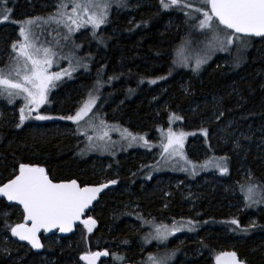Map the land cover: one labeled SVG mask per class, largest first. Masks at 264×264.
<instances>
[{"label":"trees","instance_id":"1","mask_svg":"<svg viewBox=\"0 0 264 264\" xmlns=\"http://www.w3.org/2000/svg\"><path fill=\"white\" fill-rule=\"evenodd\" d=\"M152 1L155 7L144 5L125 11L133 16L132 20L128 13L112 17L111 29L106 31L109 44L97 51L99 61L93 66L95 73L92 76L81 74L69 85H62L56 92L52 110L56 111L60 104L74 107L72 102L82 97L84 88L90 91L94 84H101L100 98L110 90L104 106L123 99L121 121L135 131L146 130L152 134L167 126L170 119L174 120V125L178 123L179 129L194 131L189 139L190 154L196 156L193 150L206 154L209 147L212 154L228 160L229 176L218 178L216 182L196 180L185 191V196L171 187L173 192L168 195L152 190L141 193L140 183L149 185L155 180V176L150 182L146 178L148 161L138 167L133 158H121L124 175L119 178L116 189L130 188L136 197L135 203L144 206L154 220L166 217L203 222L197 239L186 238L176 243L177 262L187 248L191 249L190 256L195 257L191 264H211L209 254L215 249L232 247L245 259V264H264V256L257 249L258 242L264 239V212L250 210L258 222L244 226L248 211L236 215L231 206L235 198L226 190L235 187L240 191L241 184L248 183L264 191V57L258 58L257 52L249 46L240 59H233L231 54L226 59L216 56L201 70L190 60L181 63L189 56L188 48L198 35L192 29L195 24L184 23L187 34L182 38L181 27L176 30L173 11L161 9L158 0ZM12 3L19 15L24 10L35 12L34 15L44 11L38 0H12ZM10 26L0 27V36L12 35L14 31L9 32ZM180 49L185 50V54L179 55ZM8 108L5 106L3 113L0 111V185L12 179L15 174L11 170L19 171L20 164L42 167L54 180L76 179L81 185L98 181L96 173L89 168L91 159L77 155L79 143L75 136L52 129L34 133L27 126L18 127L19 121L8 116ZM125 165L131 166L135 173L131 175ZM131 198V193L103 194L90 211L96 221L92 232L79 226L72 236L44 238V247L39 252L15 240L9 244L3 241L4 233L13 238L10 228L23 221L19 207L0 199V264H38V261L41 264L42 254L50 264H71L82 254L100 248H111V257L117 249L123 248L122 263L141 264V223L137 217L125 216L128 210H116ZM232 214L239 221L238 228L233 227L237 232L233 230L230 234L235 240L226 238L220 225H228ZM133 221L137 228L132 225ZM208 227L213 229L210 234ZM241 236L245 239L239 240Z\"/></svg>","mask_w":264,"mask_h":264},{"label":"rangeland","instance_id":"2","mask_svg":"<svg viewBox=\"0 0 264 264\" xmlns=\"http://www.w3.org/2000/svg\"><path fill=\"white\" fill-rule=\"evenodd\" d=\"M158 1L161 9H164L160 4V0ZM61 2L67 3V10L71 11V0H38L39 6L44 11H40L34 15L35 12H26L24 10L21 12V15H19L15 13V5L12 3V0H7V4L4 3V0H0V13H2L5 8L10 10V20L5 23H0V27H9V25L11 24L12 26H10L9 32L12 34L11 30L14 31V33L10 36H0V69H4L7 72V66L12 64L14 61L16 53L12 49V44L23 42V37L20 35L19 31L20 27L23 25V22L28 19L35 20L36 18L47 20L49 16L54 15L57 12L58 5ZM165 2H167V0H165ZM186 2L192 3L193 8L188 9L187 7L181 8L173 6L167 10L173 11V16L176 15V18L174 20L175 24H177L176 30L181 27L180 36L182 38L187 34V29L185 28L186 26L184 27V23H187L188 26L191 25V22L195 24V28L193 27L192 29H195L198 35L191 43V46L188 48L189 56L184 58H186L187 61H192L195 67L197 59L207 58L206 62L203 63L197 70L203 69V67L206 64L210 63L216 56H221L220 59H226V56L228 54H231L233 59H238L247 49H250L249 46H252L251 48L255 50V52H257L258 58L264 57V37L254 38L242 36L241 40L243 41V43H241L240 41L234 42V44L230 46L228 52L209 51L206 48V43L210 38V34L206 30H201L198 28V21L199 19H202L203 16L201 13H197L195 9L201 7L200 0H186ZM109 4L110 7L108 8L107 20L103 25L95 30L91 25L82 26L78 31L71 33L68 40L63 39L64 36L69 35L67 33V29L63 25L58 26L55 23H45L40 25L39 29L34 28L36 35L39 36V43H42L45 47H51L53 51L57 53L50 72L63 73V71L67 69L71 74H62L61 79L53 81V84L49 87L47 102L40 107L39 112L32 113L33 117L39 114L53 117V119L41 121L30 118L28 120H25L21 126L29 127V129L34 133L37 131L42 132L48 129H52L54 132H60L66 135L75 136L76 141L79 143V151L77 155H79L82 159H91L89 168L93 170L98 176L97 182H108L112 178L119 180V178L124 175V172L121 170L120 166L121 158H123L124 160L133 158V162H135L138 167L145 165L148 161V172L146 178L150 182V179L155 176V180L151 181L149 185L148 182L140 183L141 193L152 190L153 192L164 193L168 195L173 192L172 189H170L171 187L185 196V191L193 186L195 184L194 181L196 180L200 179L204 183L207 180H215L216 182L219 181L218 178L229 176L230 166L228 160L224 156L212 154L210 149H208L209 147H207L208 153L206 154H199V152L195 150L193 151L196 156L190 154L188 150L189 139L193 137V134L195 133L192 130L186 131L183 128L179 129L178 123L174 125L173 119L169 120L167 126L160 127L158 131H154L152 134L148 133L146 130L135 131L129 125L124 124L121 121L122 113L120 109V106L122 105L124 100L119 98V100H117L116 102L113 101L111 105L107 104V106H104L107 101V95L110 94V90L104 93L103 99L100 98L101 84H94V89L90 91H86V89L84 88L81 95L82 97L72 102V104H74V107L67 108L64 107L63 104H60L56 111L52 110L56 92L62 85H69V83L73 82L81 74L86 73L92 76L95 73L96 70H93V66L99 61L97 51H99L101 48H106L109 44L110 38L107 36L106 31L107 29H111L110 22L112 17L123 14L127 15L128 13L129 20H132L133 16L129 12L125 13V11H128L129 8L139 9L144 5L148 7L156 6V4H153L152 0H109ZM178 13L180 15H178ZM9 32L8 34H10ZM223 34L224 33L221 32V36H223ZM56 41H59L58 45ZM250 41L253 42L249 43ZM189 45H186V47H188ZM184 51L185 50H183L182 53H184ZM178 54L181 55L179 52ZM62 57H68V59H63ZM89 93L97 97L96 104L93 107L92 112L89 113V116H94L97 124L102 119L108 126L107 130L110 139L106 138L105 141H97L95 139V134L91 129H89L87 135H85L83 131V121H81L80 126H78L74 121L61 119V117L75 115L76 111H78L82 106V103L87 100ZM0 100V111L2 112L5 106L9 107L8 116L11 115L19 121V109L23 107L25 103L23 98L18 97L13 103H9L7 96L3 95L0 96ZM108 109H111L110 113L108 112ZM108 114L114 116L110 118ZM85 119H87V117ZM7 122L9 123V121ZM168 129H171L173 132H184L187 134L184 140L182 151L187 160L192 161L197 165L195 173H193L191 166L186 164L185 160L180 156H168L167 154L163 153L161 143L162 141L164 143L167 142L166 133ZM125 130L127 131L125 132ZM127 133H131L132 135H135L137 137H144V139L147 140L148 143L145 144L142 140L133 142L130 140ZM87 136H94V139L91 143H106L107 150H101L99 148L96 150H91L89 148L90 142L88 141ZM206 161H211V163H209L207 167L201 168L200 165H203ZM217 163L220 164L221 167H227L228 171L226 173H223L219 168L213 166ZM124 168L128 170L131 175L135 173L134 169L132 170V167L129 165H125ZM185 168H187L188 170L185 171ZM11 171L14 174L18 172V170L16 169H12ZM186 180H190L191 182H187ZM241 185L247 186L250 184L247 183ZM226 190H229V192H231V196L235 198V203H232L233 205L231 206H233V208L235 209L236 215L248 211L246 223L244 224V226L257 224L258 219L255 214L250 212V210L252 211L257 209L264 212V202L252 203L246 198L245 193L241 192L240 187V191H237L235 187H232L231 189L227 188ZM260 190L263 191L261 187ZM116 193L117 195H120V193L132 194L131 200L125 201L123 204L119 205L116 210H128L129 212L126 213L125 216H130L131 218L137 217L139 219V222L141 223V264H153V262L149 259L150 256L155 257L158 260L168 257L167 264H191L190 261L194 260L195 257L190 256V248H187L181 254V261L177 262V259L179 257V250L176 247V243H182L186 240V238L197 239V232L201 230L203 222L190 219L169 220L166 217H164L163 220H154L152 214L145 212L144 206L135 203L136 197L133 196L134 193L130 190V188L122 186L119 189L109 192L110 195ZM258 198L259 197H256V199ZM21 217L23 218V214L21 215ZM230 217L232 218V221L237 219L233 214ZM188 221H192L193 223L189 225ZM131 223L134 227L137 228V225L134 221ZM174 223L186 226L183 227L181 231L169 236V238L165 241H159L152 238L155 235V226L168 225L169 227H171ZM231 224V221L228 222V225L220 224L223 227L221 228V230L226 238L231 237L232 240H235L232 236H230V234L234 233L233 230L237 232V230L233 227L236 226V228H238V226L233 224V226H231ZM189 228H192L193 230L190 231ZM207 230L208 234L213 231V229L211 231V228L209 227ZM146 237H148V239H146ZM2 239L7 244H9L8 242L15 240L14 236L13 238H11L8 234L5 233L2 236ZM243 239H245L244 236H241L239 238V240ZM232 240H229L228 242H232ZM68 246H70V243H68ZM258 246L259 247L257 249H259L261 254L264 256V239L262 243L258 242ZM196 249H198V247ZM225 251H233V249L232 247L230 248V250H226L225 248H218L215 249V251L212 252L211 255L209 254V256H212L211 264H216L215 257L219 253ZM197 252H199V250H197ZM123 253V248L117 249L114 253H112L113 257L111 261L121 264L122 262H124V258L121 257ZM173 253L174 255H172ZM40 258L41 264L51 263L48 260H44L45 254H42ZM241 260L245 263V259ZM74 262V264H80L77 261ZM38 264H40V261H38Z\"/></svg>","mask_w":264,"mask_h":264},{"label":"snow or ice","instance_id":"3","mask_svg":"<svg viewBox=\"0 0 264 264\" xmlns=\"http://www.w3.org/2000/svg\"><path fill=\"white\" fill-rule=\"evenodd\" d=\"M7 4V0H4ZM164 9L175 7H187L192 9V3L186 0H160ZM201 7L196 8L197 13H201L203 18L198 21V28L206 30L210 38L206 43L209 51L228 52L230 46L236 41H240L242 36L255 35L264 37V0H200ZM109 0H71V11H68V4L61 2L58 5L57 12L51 15L47 20L41 18L28 19L20 27V35L23 42L13 43L12 49L16 55L12 64L8 65L7 72L0 69V96L6 95L9 103H13L16 98L22 97L24 106L19 109V121L21 126L25 120L34 118L36 120H49L53 117L47 115H35L33 112H39L42 105L47 102L48 91L53 81L61 79L63 75H70V71L65 69L61 72H50L57 53L51 47H45L39 43V36L36 35L34 28L39 29L40 25L45 23H55L63 25L67 29L63 39L68 40L70 34L78 31L82 26L91 25L98 29L107 20ZM86 17V19H85ZM10 20V10L5 8L0 13V23ZM223 32V36H221ZM95 34V33H94ZM57 45L59 41H56ZM183 49L178 50L182 55ZM68 59V57H62ZM206 59L196 60V69H199ZM186 63V58L180 61ZM155 83V81H151ZM97 97L89 93L87 100L76 111L75 115L61 117V119L71 120L80 126L84 122L83 131L87 135L89 129L95 134L97 141H105L109 138L108 126L101 119L96 123L94 116H89L96 104ZM87 117V119H85ZM181 119V117H174ZM127 130H125L126 132ZM131 141L142 140L147 144L144 137H137L127 133ZM184 132H173L168 129L166 133V143L162 141L161 147L163 153L168 156H180L185 163L191 166L193 173L197 165L187 160L183 155ZM194 135V134H193ZM205 135L207 131L205 130ZM90 142L91 150H107V144L91 143L94 136H87ZM211 161H206L201 168L207 167ZM213 166L226 173L227 167H221L220 164ZM185 171L188 169L185 168ZM116 180H110L99 186L81 187L76 180L69 182L55 183L49 178L46 170L39 166L31 164H20L18 174L9 179L7 183L0 185V194L7 197L9 201H18L23 206V221L10 228L12 236L18 237L21 241H27L32 248L41 249L44 245L41 243L39 233L41 230L52 231L59 229L60 232H71L77 221H81L85 211L89 208L98 194L109 187L115 185ZM241 192L245 193L246 198L252 203L264 202V191L255 184L240 186ZM256 197H259L256 199ZM82 224L87 227L88 232H92L96 221L89 216L83 219ZM188 221V224H192ZM233 225H238L239 221H231ZM186 225L174 223L171 227L168 225L155 226V235L153 239L165 241L169 236L182 230ZM189 230H193L189 228ZM148 239V237H146ZM105 252H86L81 259L87 260L88 264H95V260L100 256H106ZM174 255V253L172 254ZM153 264H167L168 257L157 259L150 256ZM217 264H241L237 259L235 252H221L216 257Z\"/></svg>","mask_w":264,"mask_h":264},{"label":"water","instance_id":"4","mask_svg":"<svg viewBox=\"0 0 264 264\" xmlns=\"http://www.w3.org/2000/svg\"><path fill=\"white\" fill-rule=\"evenodd\" d=\"M249 36H251V37H258V36H255V35H249ZM258 38H260V37H258ZM17 174H18V172H17L15 175H17ZM47 174H48V173H47ZM15 175H14V176H15ZM14 176H13L12 178H14ZM48 176H49L50 179H52V178L50 177L49 174H48ZM52 180H53V182H55V183L69 182V181H71V180H54V179H52ZM76 181H77V180H76ZM6 183H7V182H6ZM77 183H78L81 187L85 186V185H81L78 181H77ZM2 185H3V184H2ZM88 186H99V185H88ZM115 186H116V184H115V185H109L108 188L103 189V190L98 194L97 199L94 200V201L92 202V204L89 206V208L85 211V214L82 216L81 221H82L83 219H87V218H88V216H87V212L93 207L94 203L99 199L100 195H101L104 191L108 190L109 188L115 187ZM0 199H5L10 205H14V206L19 207L20 210H21V212H22V214H23V216H24V213H23V206L20 205L18 201H9V200L7 199V197L4 196V195H2V194H0ZM81 221H77L76 224L73 226V230H72L71 232H67V233H65V232H60L59 229H52V231H50V232L45 231V230L42 229L41 232L39 233L41 243L43 244V237H50V236H52L53 234H57L59 237H68V236H71L72 234H74V233L76 232V229H77L78 226H84V227H86L85 225L82 224ZM86 228H87V227H86ZM14 238H15V240H16L17 242H19V243H24V244L28 245V246L31 248V250H33L34 252H39V251L42 249V248H41V249H34V248H32V246H31L27 241H21V240H19L18 237H15V236H14ZM105 251L108 253V255L98 257V258L95 260V264H115V263H113V262H112V263H101V261H105V260H107V259L109 258V252H108V250H98V251H95V252H105ZM225 252H233V251H225ZM81 257H82V256H81ZM237 259L241 262V264H244V262L241 260V258H240L238 255H237ZM80 264H88V261L80 258ZM124 264H138V263H124ZM216 264H217V262H216Z\"/></svg>","mask_w":264,"mask_h":264},{"label":"flooded vegetation","instance_id":"5","mask_svg":"<svg viewBox=\"0 0 264 264\" xmlns=\"http://www.w3.org/2000/svg\"><path fill=\"white\" fill-rule=\"evenodd\" d=\"M16 173H17V172H16ZM16 173H15V174H16ZM110 180H116V179H113V178H112V179H110ZM110 180H109V181H110ZM116 181H117V183H118L117 187H115V188L109 190V191L106 192V193H109L110 191L115 190L116 188H118V186H119V180H116ZM97 183H102V182H96V183H92V184H97ZM104 194H105V193H104ZM101 197H102V196H101ZM100 199H101V198H100ZM88 215L90 216V212H89ZM22 221H23V218H22ZM23 222H24V221H23ZM21 223H22V222H21ZM82 227H83V226H82ZM93 228H94V227H93ZM77 229H78V228H77ZM85 229H86V228H85ZM76 231H77V230H76ZM75 233H76V232H75ZM75 233H74V234H75ZM74 234H73V235H74ZM54 235H57V234H54ZM54 235H52V236H54ZM52 236H50V237H52ZM57 236H58V235H57ZM71 236H72V235H71ZM50 237H48V238H50ZM68 237H69V236H68ZM59 238H61V237H59ZM63 238H66V237H63ZM43 239H44V238H43ZM43 244H44V243H43ZM98 250H108V252H109V258H108L107 260H105V261H101V263H112V261H111V260H112V257H111V248H100V249H97V250H95V251H98ZM95 251H94V252H95ZM82 255H84V254H82ZM82 255H81V256H82ZM81 256H80V257H81ZM80 257H79L78 260H76V261L79 262V263H80V261H79V260H80ZM74 263H75V262L73 261L72 264H74ZM113 263H114V262H113ZM76 264H78V263H76Z\"/></svg>","mask_w":264,"mask_h":264},{"label":"bare ground","instance_id":"6","mask_svg":"<svg viewBox=\"0 0 264 264\" xmlns=\"http://www.w3.org/2000/svg\"><path fill=\"white\" fill-rule=\"evenodd\" d=\"M248 37H251V36H248ZM254 38H257V37H254ZM71 180H76V179H71ZM80 183V182H79ZM102 183H107V182H102ZM102 183H97V184H86V185H100V184H102ZM117 185H118V183H116V186L115 187H117ZM115 187H112V188H109L108 190H106V191H104L101 195H100V197H99V199L94 203V205H93V207L87 212V216L89 217V212L91 211V210H93L94 209V207H95V205L100 201V198H101V196L104 194V193H106V192H108L109 190H111V189H113V188H115ZM93 218V217H92ZM94 219V218H93ZM95 220V219H94ZM96 225V224H95ZM79 227V226H78ZM77 227V228H78ZM84 227V226H83ZM84 228H86V227H84ZM87 229V228H86ZM77 230V229H76ZM54 235V234H53ZM73 235V234H72ZM43 238H48V237H43ZM61 238H63V237H61ZM15 239V238H14ZM16 241V240H15ZM21 244H24V243H21ZM28 246V245H27ZM29 247V246H28ZM30 248V247H29ZM83 256V255H82ZM81 258V257H80Z\"/></svg>","mask_w":264,"mask_h":264}]
</instances>
